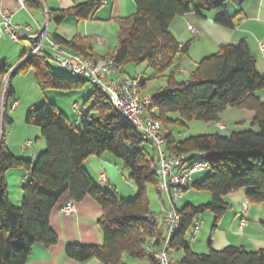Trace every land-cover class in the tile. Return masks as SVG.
<instances>
[{
	"label": "trees",
	"instance_id": "1",
	"mask_svg": "<svg viewBox=\"0 0 264 264\" xmlns=\"http://www.w3.org/2000/svg\"><path fill=\"white\" fill-rule=\"evenodd\" d=\"M136 12L117 20L118 44L107 56L93 54L87 38L50 34L56 42L94 62L114 60L122 66L147 64L151 74L137 78L142 86L153 79H166L167 84L152 95L146 118L158 121L162 127L185 125L193 120L218 124L221 114L229 108L255 113L252 126L257 130L232 132L229 136L207 133L176 141L172 130L165 131V149L170 157L187 159L190 163L208 165L210 175L193 181L191 188L209 192L207 205H186L177 211L182 215V228L170 240V250L183 251L184 256L172 264H264V247L249 251L244 246L230 245L222 250L211 248L208 253L193 252L185 237L198 215L210 211L215 215L214 229L231 208L225 198L246 190L249 203L264 204V102L257 93L264 90V76L257 69V57L245 40L223 45L219 52L196 64L187 80L179 81L182 58L189 54L191 43L181 44L170 31L175 18L190 13L203 17L206 12L222 10L216 23L226 29H236L244 21L242 7L247 0H133ZM67 10H48V18L57 25L74 16L77 20L92 19L102 7L100 0L78 2ZM238 10L234 16L226 13L227 4ZM28 9L42 8L41 0H26ZM22 53L20 64L11 73L5 88L3 106L1 93L11 71L6 62L0 64V121L12 123L6 111L8 101L15 97L12 79L34 71L43 93L49 90L78 89L82 80L72 81L56 74L49 65L50 52ZM94 87V86H93ZM92 107L84 115L81 127L72 123L55 105L45 100L28 110L26 124L40 129L46 149L36 160L15 156L0 139V264H27L36 245L50 248L58 243L50 219L61 201L79 203L87 197L94 199L102 210L98 221L103 245H67L66 255L79 263L97 259L101 264H125L126 257L148 259L159 264L155 254L166 241L159 214L152 211L148 187L157 192L158 157L156 150L146 148L140 132L122 119L110 104L107 95L94 87ZM91 101V100H90ZM16 102V101H14ZM3 107V112H2ZM179 118H173L172 115ZM112 154L121 160L129 179L137 189L132 200H123L115 190H103L86 170L91 157L103 158ZM28 173L22 186L20 206L11 202L6 174L12 169ZM202 172V173H204ZM200 174V173H199ZM159 194V193H158ZM160 200H161V195ZM264 225V222L262 223ZM154 243L151 246V242Z\"/></svg>",
	"mask_w": 264,
	"mask_h": 264
},
{
	"label": "rangeland",
	"instance_id": "2",
	"mask_svg": "<svg viewBox=\"0 0 264 264\" xmlns=\"http://www.w3.org/2000/svg\"><path fill=\"white\" fill-rule=\"evenodd\" d=\"M100 1L102 2V7L92 19H89L87 21L79 22L76 17L69 16L63 21L61 25H57L55 22V18L52 16L51 22L48 27V33L51 35L57 33L66 38H70V40L74 37L87 38L92 43L94 49L99 52L100 56H107L109 53L115 50L118 44L119 25L117 23V20L133 15L136 12V6L133 0H121V7H123V10L125 12L122 14L124 15L112 16V4L110 2L105 3L103 0ZM41 2L42 5L43 2H45V5L49 8V10H67L74 4L73 0H41ZM44 8L45 7H42L38 14L35 15L38 17V22L43 28H45V26L47 25V18L44 14ZM12 22L14 26L15 24H17L25 27L27 24H29L33 27H36V22L31 17L27 18V14L25 13L19 17H16ZM19 33L21 35H24L25 31L20 28ZM1 39L2 41L0 44V57L3 56L6 58L8 66H13L17 62H19L22 53H28L29 51H32V44L28 40H20L19 42H15L12 41L7 35H3ZM97 39H100L104 42L102 46L101 44H98ZM196 58V53H194V50H191L190 58L185 59V64H187L188 66L189 64L193 66L192 61H195ZM49 65L56 74L64 76L75 82L81 81L79 77L74 75L70 70L63 68L56 61L50 59ZM182 67L186 68L183 65ZM126 72L130 77L136 78L138 75H141L145 72L150 73L151 70L148 68L147 64L137 65V67L134 64H128L126 66ZM176 77L179 81H185L187 80L188 75L182 74V72H180ZM11 84L15 89L16 94L14 98L9 99L6 114L12 121V123L5 124V129H3L0 121V139L1 136L4 135V140L12 153L19 158H23L24 160H29L28 157L21 156L22 154L24 155V153H26L27 151L24 148L25 141L23 140L25 134H29V140L33 142V147L32 144L29 146V148L32 147L30 149L41 148L39 151L40 153H42L46 149V144L41 138L42 134L40 129L26 124V115L28 110H30L34 106H39L45 100H48L52 104H55L72 123H75L78 127H81L84 115L89 112L90 108L93 105L91 96L94 93V87L89 83H83L80 88L71 91L52 89L47 91L46 93H43L35 79L34 71L31 70L24 74L15 76L12 79ZM166 84V79H153L146 83V89H144L145 87L142 85L141 89L144 95L150 96L155 94ZM14 101L18 103V106L12 109V103ZM249 113L252 112L249 110H241L235 108L227 109V112L225 111L222 113V119L226 124L224 125L218 123L215 125L218 128L221 125H224L225 127H227L226 130H222L221 128H219V131H216L215 128H213V125L205 124L204 122L197 120L186 122L185 125L170 124L163 129L165 131L172 130L173 137L176 141H183L193 136H199L212 132H217L221 136H229L232 132L257 130L256 127L252 126V120L254 117L251 119L249 117ZM172 117L179 118V116L176 114L172 115ZM25 127H33L31 129H35L34 131H37V134H32L30 130H26L30 128ZM27 143L31 142L28 141ZM146 148L149 151H152V147L150 145L146 144ZM24 156H26V154ZM106 157H110L112 159L111 166H109V170L113 174L115 180L112 185L114 186V188L118 189V191L116 192L118 193L120 198H122L123 200H132L136 198L138 193L137 189L134 186V183L130 181L128 176L129 173L124 168L123 162L109 153H106ZM157 163L159 165V160ZM10 172L14 173L12 177V184L15 185L16 188H21L24 184V177L28 175L26 170L22 168L12 169L10 170ZM209 175V172L196 174L194 176V182ZM98 185L103 190H114L109 185L104 183L98 182ZM14 188L15 187H12L11 185V190ZM157 189L158 192L153 187L149 186L148 198L152 211L156 214H159V222L160 225L164 227L166 235L168 230L166 227V219L165 214H163V210L173 211V209L175 208L174 206H176L177 209H182L186 205H193L198 207L207 205L212 200V196L209 192L197 191L191 188L188 191L186 189L184 197L181 200L170 201L169 198L159 190L158 186ZM158 193L162 197L161 200ZM246 193V190H240L232 193L225 198L226 203L229 204L231 208L219 221L217 229H214L216 218L212 212L206 211L205 213L198 215L195 224L200 227V230L195 234L194 228L189 229L185 237L186 246L196 253H208L210 251L209 242L210 240H212L211 248L213 250H222L227 246V243H225L223 240H220V238L224 235V233L232 232V223H239L241 219H244L248 223H256L259 221L263 223L264 204H256L250 202L249 211H245L243 202L245 201L244 199L246 198ZM163 247L164 244L162 248ZM160 251H162V249L154 253L155 256ZM167 256L172 262H175L179 261L184 256V252L168 249ZM125 264H150V261L148 259L137 260L126 257Z\"/></svg>",
	"mask_w": 264,
	"mask_h": 264
},
{
	"label": "crops",
	"instance_id": "3",
	"mask_svg": "<svg viewBox=\"0 0 264 264\" xmlns=\"http://www.w3.org/2000/svg\"><path fill=\"white\" fill-rule=\"evenodd\" d=\"M85 1L88 0H78L79 3ZM103 1L105 3L110 2L112 4V16L124 15L122 14L125 12L123 10V7H121V0ZM0 4L3 9L9 10L13 14V20L25 13L27 14V18L31 17L36 22V27H33L29 24H27L25 27L15 24V26L19 27V29L21 28L25 31L23 40H28L27 38H29L33 34L38 33L39 30L49 27V24L51 22L50 20H47V25L45 26V28H43L38 22V17L35 16L36 14H38L41 8L30 10L27 8V6L22 7L15 0H0ZM230 6H232L233 8ZM45 9L49 10L47 6L44 8V12ZM237 12V8L232 3L227 4L226 13L229 16H234ZM242 12L245 15V19L238 28L233 30L223 28L216 23V19L224 14V11L222 10L206 12L203 17H200L195 13H190L174 19L170 27V31L173 36L181 44H186L188 42L191 43L189 54L187 56H184L181 61L182 65L186 67H182V74L189 76V74L195 69L196 64L199 63V61L219 52L221 46L235 44L241 40H245L251 51L257 57L258 72L262 76H264V55L261 53L259 48L260 44H264V0H247L242 7ZM27 27H31L33 29V32H27ZM189 27H193L198 31V33L194 34L189 30ZM2 37L3 35L0 36V44L2 41ZM66 39L70 40V38ZM63 47L71 52H74L65 46ZM191 50H194L197 58L195 61H192L193 66L190 64L188 66L187 64H185V59L190 58ZM93 54L98 57H104L100 56L99 52L96 51L94 47ZM3 62H6V64L8 63L6 58L2 56L0 57V64ZM19 64L20 61L9 67L15 69ZM150 74L151 72H145L141 75H138L136 78L143 77L144 75L148 76ZM144 87V89H146V84ZM257 95L264 102V90L259 91ZM251 112L252 113H249V117L252 119L255 113L253 111ZM220 118L221 121L219 123L225 125L226 123L222 119V114ZM215 125L216 124H213V128H215L216 131H219V128ZM25 128H30L26 130H30L32 134H37V131H34L35 129H31L33 127ZM29 138V134H25L23 140L25 141V143L28 141L31 142L33 147V142L29 140ZM30 148L25 149L27 150L26 153H24V155L26 154V156H24L23 154L21 156L28 157L29 160L34 162L38 154L40 153L39 151L41 148ZM111 162L112 159L110 157H106V154L103 156V158L91 157L86 161L85 168L97 181V183L100 182V175L105 174L108 178V182L106 184L115 191H118V189L114 188V186L112 185L115 180L113 174L109 170ZM13 174L14 173H11L10 171H8L6 174L9 198L13 204L20 205L23 199L22 187L16 188V186L12 184ZM11 185L12 187H15V191L14 189L11 190ZM66 201L67 198L61 201L59 206L52 213L50 219L51 228L58 236V243L50 248H46L43 245H36L33 248L32 255L30 256L27 264H101V262L97 259H92L85 263H79L70 259L65 252V249L69 244L98 246L103 245L104 238L98 224V221L102 215L101 207L94 199H92L91 197H87L83 201L75 203L76 209L73 215H66L62 211V208L66 204ZM247 211H249V207ZM231 231V233H224V235L220 238V240H223L225 243H227V246H244L249 251L259 250L264 247V225L260 221L256 223H248L244 219H241L239 223H232Z\"/></svg>",
	"mask_w": 264,
	"mask_h": 264
},
{
	"label": "built area",
	"instance_id": "4",
	"mask_svg": "<svg viewBox=\"0 0 264 264\" xmlns=\"http://www.w3.org/2000/svg\"><path fill=\"white\" fill-rule=\"evenodd\" d=\"M15 1L22 7H26V0ZM42 6L46 7L45 2H43ZM45 15L47 20H49L47 9H45ZM12 21L13 14L9 10L3 9L0 4V36L7 35L12 41L19 42L24 39V36L19 33V27L14 26ZM189 30L194 34L198 33L193 27H189ZM26 31L32 33L33 29L27 27ZM27 39L33 47L29 56L49 51L52 60L56 61L63 68L70 70L80 79L94 86L101 93L107 95L110 104L118 115L140 132L141 138L145 144L150 145L156 150L159 160L156 171L159 178L158 187L170 201L181 200L184 197L186 189L191 187L194 176L208 169V165L201 161L190 163L184 158L168 156L165 149V138L161 123L146 118V111L152 104V96L143 94L140 80L130 77L125 71L124 66L119 65L114 60H100L94 62L84 58L77 52H71L65 49L61 44L51 38L48 33V27L39 30L38 33L31 35ZM97 42L99 44L104 43L100 39H97ZM259 48L264 55V44H260ZM13 71L14 69H11L9 75L5 79L1 93L2 106L5 88ZM17 106V102L12 103V109ZM219 128L222 130L227 129L224 125H221ZM31 144L32 143L26 142L24 148H29ZM100 182L104 184L108 182V178L105 174L100 175ZM174 207L173 211L163 210L168 232L162 251L155 256L159 264L173 263L168 258L167 251L170 249L171 238L182 228L183 220L176 206ZM243 207L244 210L247 211L249 207L248 200L243 202ZM75 209V203L69 201L63 206L62 211L66 215H73ZM199 230L200 227L196 226L194 228V233L196 234ZM153 243L154 241L151 242V245Z\"/></svg>",
	"mask_w": 264,
	"mask_h": 264
}]
</instances>
